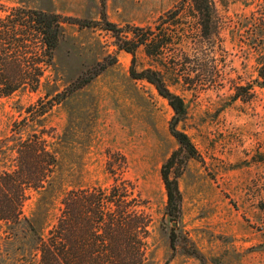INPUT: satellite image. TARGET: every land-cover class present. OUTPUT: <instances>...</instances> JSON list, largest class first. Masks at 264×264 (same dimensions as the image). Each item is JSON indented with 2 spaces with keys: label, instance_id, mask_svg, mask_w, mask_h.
I'll use <instances>...</instances> for the list:
<instances>
[{
  "label": "rangeland",
  "instance_id": "rangeland-1",
  "mask_svg": "<svg viewBox=\"0 0 264 264\" xmlns=\"http://www.w3.org/2000/svg\"><path fill=\"white\" fill-rule=\"evenodd\" d=\"M178 0H3L9 6L53 10L83 24L102 21L119 27L149 26L171 10ZM264 0H229L228 14H252ZM222 11L227 13L225 7ZM187 30L197 24L187 21ZM65 35L55 53V68L38 92L27 89L0 97V140L10 134L20 110L47 95L63 92L66 98L80 77L89 83L56 105L45 119L51 140L60 149L61 179L44 235L55 224L65 191L89 186H110L113 175L131 181L148 202L157 225L151 244L150 264H264V89L249 102L232 101L228 90L200 92L173 87L186 98L187 119L179 125L195 144L197 158L182 169L183 194L178 220L165 216L166 189L162 167L179 144L170 133L173 110L147 81L130 75L132 56L115 45L101 25L65 24ZM233 76L241 83L257 77L256 61L229 45ZM152 62L139 52V69ZM101 65L107 69L101 71ZM0 168L5 164L0 159ZM39 194L26 203L24 212L37 210ZM164 221L162 223V219ZM160 223L162 225L160 226ZM174 223H177L174 226ZM0 225V264H21L22 246L36 256L29 239L19 241ZM177 235L174 251L171 233ZM197 249L205 261L187 252Z\"/></svg>",
  "mask_w": 264,
  "mask_h": 264
},
{
  "label": "trees",
  "instance_id": "trees-1",
  "mask_svg": "<svg viewBox=\"0 0 264 264\" xmlns=\"http://www.w3.org/2000/svg\"><path fill=\"white\" fill-rule=\"evenodd\" d=\"M228 9L229 0H178L152 25L119 27L109 22L105 13L101 22L88 25L53 10L9 7L0 0V97L41 89L49 70L55 68V53L66 23L101 25L117 48L132 56L131 77L153 85L173 110L170 133L179 147L164 163L162 180L167 195L165 216L178 220L183 203L181 170L198 152L190 136L179 129L187 119L188 105L173 87L189 92L228 90L232 101L243 102L255 100L257 88L264 89V7L236 17L229 16ZM187 21L195 22L196 28L187 30ZM229 45L247 59L255 58L254 82L241 83L228 69L233 54ZM140 51L156 63L139 69ZM106 69L101 65L100 72ZM98 74L87 80L80 77L71 94ZM71 94L63 99V92L49 94L22 108L10 134L0 140V159L5 164L0 168V225L9 238L33 242L36 256L28 250L29 244H24L21 264H150L155 215L131 181L116 173H112L110 186L63 192L56 222L44 235L42 217L50 213V199L60 187L62 174L60 149L44 122ZM35 193L40 196L37 210L26 216V203ZM177 243L172 232L174 251ZM187 253L205 261L197 249Z\"/></svg>",
  "mask_w": 264,
  "mask_h": 264
},
{
  "label": "water",
  "instance_id": "water-1",
  "mask_svg": "<svg viewBox=\"0 0 264 264\" xmlns=\"http://www.w3.org/2000/svg\"><path fill=\"white\" fill-rule=\"evenodd\" d=\"M177 225V223H174V226H176Z\"/></svg>",
  "mask_w": 264,
  "mask_h": 264
}]
</instances>
